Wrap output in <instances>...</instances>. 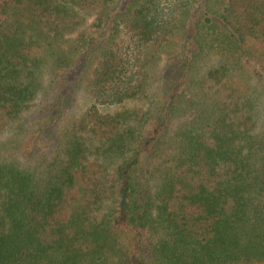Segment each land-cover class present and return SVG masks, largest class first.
I'll return each mask as SVG.
<instances>
[{
    "label": "trees",
    "instance_id": "trees-1",
    "mask_svg": "<svg viewBox=\"0 0 264 264\" xmlns=\"http://www.w3.org/2000/svg\"><path fill=\"white\" fill-rule=\"evenodd\" d=\"M263 60L264 0H0V264H264Z\"/></svg>",
    "mask_w": 264,
    "mask_h": 264
},
{
    "label": "rangeland",
    "instance_id": "rangeland-1",
    "mask_svg": "<svg viewBox=\"0 0 264 264\" xmlns=\"http://www.w3.org/2000/svg\"><path fill=\"white\" fill-rule=\"evenodd\" d=\"M92 19L93 18H91V20L87 22L86 26L92 24ZM179 41L180 42L177 41L174 46L168 51L169 53H162V56L157 60L155 65L150 63V65L145 68L146 77L144 79V83L146 84V88L143 89L144 92L140 98L128 101L121 106H101V109L104 112H114L115 110L124 108H132L136 110L143 109L147 111L152 106L151 104L153 100H156V98L162 96L163 90L167 92L169 85H172L177 80L176 71L177 69H179L178 67H180L182 61L186 57V54H184L183 57L181 56V54L184 53V50L187 47L185 40L180 39ZM97 64L98 58L93 57L92 55L90 56V60L88 59L84 61L81 70V76L83 77V79L81 83H77V85H74L73 89L75 90H72L74 93H72V97L75 95L74 100L68 107L66 106L67 109L64 110L65 115H67V113H71L72 116L74 115V113L78 114L79 112H82L89 104L90 100L88 96H85L84 89L93 78L94 69ZM49 81V75L44 73L43 82L45 83V85H47ZM65 96V90L63 88H60L46 100L41 97L40 100L36 103L37 107L34 106L30 114H37V118L39 117L41 120H45L49 116L50 109L54 106H58L59 102L65 100ZM68 99H71V97H69ZM27 116L31 121H34L33 116L29 114Z\"/></svg>",
    "mask_w": 264,
    "mask_h": 264
}]
</instances>
